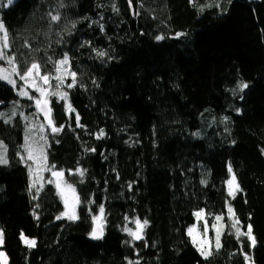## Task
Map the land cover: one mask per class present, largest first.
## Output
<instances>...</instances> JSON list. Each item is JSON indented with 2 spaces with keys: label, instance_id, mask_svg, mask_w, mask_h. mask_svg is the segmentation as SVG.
<instances>
[{
  "label": "trees",
  "instance_id": "trees-1",
  "mask_svg": "<svg viewBox=\"0 0 264 264\" xmlns=\"http://www.w3.org/2000/svg\"><path fill=\"white\" fill-rule=\"evenodd\" d=\"M27 2L11 24L8 6L0 7L9 55L21 70L38 62L51 77L49 91L67 92L68 101L49 96L56 134L37 111V94L21 101L46 123L41 134L10 108L4 119L11 122L0 120L9 161L0 165V229L9 264H264V0ZM65 54L69 65L56 73ZM65 70L76 73L71 88ZM18 99L0 81V110ZM26 134L44 146L48 166L65 171L80 200L78 220L57 219L64 203L48 170L30 177ZM233 175L239 190L229 195ZM100 205L104 235L94 240ZM229 207L241 231L251 225L254 247L236 238ZM137 219L148 221L142 240L123 230L135 231ZM205 221L207 259L188 235L198 225L205 238ZM213 224L222 233L218 251Z\"/></svg>",
  "mask_w": 264,
  "mask_h": 264
},
{
  "label": "snow or ice",
  "instance_id": "snow-or-ice-1",
  "mask_svg": "<svg viewBox=\"0 0 264 264\" xmlns=\"http://www.w3.org/2000/svg\"><path fill=\"white\" fill-rule=\"evenodd\" d=\"M191 2V0H190ZM14 3V0H7L6 4L0 3V7H7ZM129 3H131V0H129ZM203 9H201L202 11ZM51 15V14H50ZM61 19L59 14L51 15V20L58 22ZM75 27V25H73ZM103 26H101L102 28ZM157 40L163 39L162 36H157ZM11 38L9 35V31L6 28L4 22L0 20V61H4L8 67L0 66V81H5L7 84L11 85L13 89H16L17 87V81L13 79L12 77H18L20 81H23L24 84L28 87H34L35 91L40 93V98L35 99V104L38 109V111L42 112L45 115V119L47 120L48 126L51 128V132L53 134H56L61 131V128L55 126V122L51 116V108H50V100L48 99L49 96H59V98L62 101H68V93L67 92H59V91H52L49 92L45 87H41L38 83V81H43L44 85L51 84V77L48 74H42V66L38 63L33 61L31 64L26 65L23 70H21L20 64L17 61V58L14 54L9 55V51L11 49ZM25 46H30L26 45ZM99 55L103 56L105 53L101 52L98 53ZM69 65V59L67 55L65 54L64 58L62 60H59L56 62L55 71L56 73H61L62 69H65V66ZM66 74H70L72 77L73 83L69 84L68 87L71 88L75 84L76 80V73L75 72H68L67 70ZM55 80L57 83V88L60 84L63 83V77L61 75L55 76ZM248 85L246 83H241L238 85L239 90L242 92L244 89H246ZM17 94L21 97H28L29 99H33L32 96L29 95L28 91L25 87H21ZM66 111L68 112H74V109L71 107L70 103H66L65 105ZM12 116L16 115L15 110H13ZM5 117V113L0 112V119H3ZM24 119H28L27 117H24ZM4 123H10L11 118L3 119ZM76 123L77 126H81L79 123V116H76ZM41 131L44 130V125H40ZM29 132H31V129H28ZM104 133L101 130L100 136H103ZM97 138H100L99 136ZM42 140H45L46 143V137L41 136ZM25 153H26V160L38 162L41 167H38L37 169H32V167L29 165V175L30 177L34 174V172L37 174V178L41 179L38 176V173L40 170H49L51 171L52 168L55 166H51V168L47 165V155L44 151V146L39 145L38 143H32L30 142V136L28 134L25 135V142L21 146ZM92 151H95V149H92ZM21 160H25V156H21ZM8 158H7V146L3 143V141H0V165H7L8 164ZM228 171L231 173L232 169L229 166ZM77 172L80 176L84 175L83 170L77 169ZM52 175L54 177H57L56 188L58 190V195H60L61 199L64 203V212L61 213L60 216L57 217V219L67 218L70 221H76L80 217L77 213V207L80 203L79 197L75 193V188L70 185L66 184L64 185V188L62 189L61 184L63 182V176L64 173L62 171H52ZM53 181H49V183H52ZM229 185V195H234L233 191V185H235V190H239V185L235 184V176H232V179L227 181ZM30 187H36V181L34 180L33 183L30 185ZM42 187V186H41ZM70 193V195L68 194ZM35 199V197H34ZM228 212L231 214L230 218L233 220V223L231 227L235 229V235L236 238L239 240L241 237H246L247 240L250 242L249 246L254 247L255 246V237L252 234V227L249 224L247 226V231H241L239 228V220L235 218V215L233 213V210L229 207ZM105 209L103 205L99 206V214L92 216V230L89 233V236L94 240H100L103 238L104 235V217ZM196 217L198 219L203 218V210L200 212L195 213ZM216 221H221L223 219L222 216H216ZM136 224V230L133 231L130 228L125 227L123 230L127 232L133 240H142L143 239V230L147 226L148 221L144 220L141 222L139 219L135 221ZM214 229H216V249L217 251L221 247L220 243V236L222 235L219 228H217V225L213 224L212 226ZM194 231H197L195 226L188 229V235L192 238V242L194 245H198V251H200V254L207 259L210 255H212V252L208 249H206L205 245H210V241L205 239H197L195 235H193ZM208 233V225L207 221H205L204 224V232L203 236H206ZM22 239L25 240V243L29 247L35 246V240H28L22 236ZM3 244V231L0 230V245ZM250 258L245 254V260H249ZM6 255L3 252H0V264H6ZM129 264H132L131 261H129Z\"/></svg>",
  "mask_w": 264,
  "mask_h": 264
},
{
  "label": "rangeland",
  "instance_id": "rangeland-1",
  "mask_svg": "<svg viewBox=\"0 0 264 264\" xmlns=\"http://www.w3.org/2000/svg\"><path fill=\"white\" fill-rule=\"evenodd\" d=\"M27 6H28V2H27V0H14V3L12 4V5H10V6H8V10H7V13H6V16H5V23L7 22H9L10 24H11V22L13 23V22H15V21H18V20H21V17L23 16V14H24V12L26 11V9H27ZM0 66H3V67H8V65L6 64V63H2L1 61H0ZM13 79H15L16 81H17V87H16V92H18V90L21 88V87H25L26 88V90L28 91V93H29V95L30 96H33L34 94H37V96H36V98H40V93L39 92H37V91H35V89H34V87H28V86H26L25 84H24V82L23 81H20L19 80V78L18 77H15V76H13L12 77ZM38 83H39V85L41 86V87H45L48 91H49V87L47 86V85H44L43 84V81H38ZM50 92V91H49ZM19 96V95H18ZM22 98H26V97H21V96H19V99L18 100H16L15 101V103L13 104V105H11L10 107H6V108H2L1 110H0V112H2V113H5V117L7 116V115H9L10 113H8L7 112V110H8V108H10V111L12 112L13 110H15V112H16V115L17 114H22V116L23 117H27L28 118V120L30 121V124L28 125V129L30 128L31 129V131L33 130V128H35L36 129V131H39V134H41V132H43V131H45V128H46V123H43V122H41L39 119H38V117H37V115H35V113H29V114H31L30 116H31V119L29 118V114L28 113H25V109H26V107H25V105H24V103H22V101H21V99ZM35 98V99H36ZM48 99H49V97H48ZM35 106H36V104H35ZM37 108V107H36ZM37 111H38V109H37ZM39 113H41L40 111H38ZM36 116V119H34V117ZM4 117V118H5ZM3 118V119H4ZM3 119H0V120H3ZM34 120V121H33ZM32 122H33V128H31V126H32ZM41 124H43L44 125V130L43 131H41V129H40V125ZM36 134V133H35ZM36 135H38V134H36ZM0 141H2L1 139H0ZM34 165H35V169H37L38 167H41L40 166V164L38 163V162H34ZM49 168H51V166H48ZM49 171V170H48ZM52 171H62L63 173H64V176H63V182H62V184H61V187H62V189L64 188V185H65V183L66 184H69L67 181H66V174H65V171H63V170H59V169H55V168H52V170L51 171H49V175H50V180L51 181H53V183L55 184V186H56V181H57V177H54L53 175H52ZM231 179H232V177H231ZM235 184H237V181H236V178H235ZM233 191H234V193H236L237 192V190H235V185H233ZM75 193H76V195L78 196V194H77V192H76V190H75ZM69 195H70V193H68ZM78 208V207H77ZM195 228L197 229V231H194V233H193V235H195L196 237H197V239H202L201 237H200V235H201V233H200V231H199V229H198V225H196L195 226ZM1 230V229H0ZM136 230V229H135ZM24 238H26V239H28V240H35V242H36V239L35 238H30V237H27L26 235H22ZM209 236V234L205 237V238H203V239H205V240H209L208 237ZM24 240V239H23ZM3 241H4V235H3ZM24 242H25V240H24ZM36 244V243H35ZM3 245V244H2ZM2 245H0V252H3L5 255H6V258H7V260H6V264H9V258H8V255H7V253H6V251L2 248Z\"/></svg>",
  "mask_w": 264,
  "mask_h": 264
},
{
  "label": "water",
  "instance_id": "water-1",
  "mask_svg": "<svg viewBox=\"0 0 264 264\" xmlns=\"http://www.w3.org/2000/svg\"><path fill=\"white\" fill-rule=\"evenodd\" d=\"M43 114V113H42ZM44 118H45V115L43 114Z\"/></svg>",
  "mask_w": 264,
  "mask_h": 264
}]
</instances>
